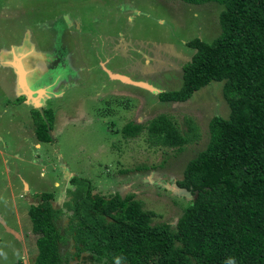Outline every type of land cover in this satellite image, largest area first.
<instances>
[{"label": "rangeland", "instance_id": "obj_1", "mask_svg": "<svg viewBox=\"0 0 264 264\" xmlns=\"http://www.w3.org/2000/svg\"><path fill=\"white\" fill-rule=\"evenodd\" d=\"M222 9L214 1L0 0V50L11 42L20 51L29 44L39 52V68H49L51 50L57 59H66L59 66L66 75L61 72L56 82L57 71L51 72L41 84L50 95L44 93L40 100H46L53 126L52 140L39 141V147L34 146L38 139L32 123L28 127L32 105L13 101L0 85V214L17 237L0 224V264H19L23 258L31 264L37 235L31 230L29 205L39 201V193L51 192L53 206L65 208L72 198L69 189L76 188L73 177L79 193L88 182L92 194H133L143 209L155 212L152 224L175 226L194 198L172 187L182 179L187 162L205 149L209 120L228 117L229 107L222 81L210 82L182 102H162L157 94L180 87L182 66L194 52L185 43L216 38ZM31 55L25 57L28 63ZM107 70L128 81L111 79ZM160 113L184 134L190 120L198 137L178 149L150 144L145 128L134 137L122 134L125 124L145 127ZM72 213L56 222L63 234ZM67 236L59 246L67 260L63 264H101L87 252L75 256Z\"/></svg>", "mask_w": 264, "mask_h": 264}, {"label": "trees", "instance_id": "obj_2", "mask_svg": "<svg viewBox=\"0 0 264 264\" xmlns=\"http://www.w3.org/2000/svg\"><path fill=\"white\" fill-rule=\"evenodd\" d=\"M181 1L223 5L219 35L210 42L188 40L185 45L194 52L182 66L180 87L157 94L162 102H182L210 82L222 81L229 115L209 120L205 149L187 162L176 182L196 198L174 227L152 224L155 212L143 209L133 194H92L88 182L79 193L73 177L76 188L69 189L72 198L64 203L73 213L64 234L56 223L62 209L53 206L51 192L39 193V201L29 205L37 235L31 264L67 262L59 246L68 234L75 256L87 252L101 264H264V0ZM39 113L31 110L36 137L50 142L53 114L44 109L43 119ZM143 128L153 145L181 149L198 137L190 120L184 134L164 113L145 127L129 122L121 132L134 137Z\"/></svg>", "mask_w": 264, "mask_h": 264}, {"label": "crops", "instance_id": "obj_3", "mask_svg": "<svg viewBox=\"0 0 264 264\" xmlns=\"http://www.w3.org/2000/svg\"><path fill=\"white\" fill-rule=\"evenodd\" d=\"M66 24V23H65ZM71 25V24H70ZM69 26V24H66V29ZM72 26V25H71ZM24 43V42H23ZM25 45V49H23L22 51H20L19 48V44L18 43H14L11 42L8 45V49L7 47L4 48V50H0V85L5 89V91L12 96V99H14L13 101H16L20 96H23L24 99L19 102V103H23L26 106H31L32 105V109H37L40 110L42 112V110L45 109L46 105L44 106V104H46V100L44 99V102L41 100L43 98H41V100L39 99V106L34 104V102H31V100H29L27 97H25L24 93L26 91L23 90L27 88L32 89V90H42L41 88L47 90L46 86H41V84L43 83V80L46 79L47 76H45V72L47 70V68L44 67H40L37 66V64L35 62H37V53H34V47H32V49L29 47V44H24ZM28 54H32L30 56V62L28 63V61L25 60V57ZM35 54V55H34ZM48 54V53H47ZM50 54V52H49ZM67 54V53H66ZM14 59H15V64L17 66L21 65V69L23 70V81H22V85L20 83V73L19 70L17 69V67L14 64ZM31 59L33 61H31ZM40 60V59H39ZM39 73H36V72ZM108 71V70H107ZM109 76L111 79H113V73L110 74V72L108 71ZM34 95V94H33ZM35 96V95H34ZM37 96V95H36ZM46 98H49L50 96L45 95ZM31 109V110H32ZM31 117V113H30V122H29V126H31L32 123V135L33 137L35 136V125L33 123V120ZM37 138V137H36ZM34 146L35 147H39L40 143L39 140H36L34 142ZM14 155H18L17 152H13ZM0 221L5 222L4 221V215L0 214Z\"/></svg>", "mask_w": 264, "mask_h": 264}, {"label": "flooded vegetation", "instance_id": "obj_4", "mask_svg": "<svg viewBox=\"0 0 264 264\" xmlns=\"http://www.w3.org/2000/svg\"><path fill=\"white\" fill-rule=\"evenodd\" d=\"M53 52V53H52ZM54 52H56L55 50H51L50 51V54L48 53L46 56H48L47 58H46V60H49V61H51V63H50V66H49V68H47V70H46V72H45V76H48V75H51L50 73L52 72V74L53 73H55L56 71H57V73H56V75L54 76L55 78H56V82L62 77V75L64 74V76L66 75L65 74V72H64V70L62 71L60 68H59V66L61 65V63L63 64H65V56H62V57H59V59H57L58 57H56L55 55H54ZM52 53V54H51ZM58 53V52H57ZM45 56V57H46ZM56 57V58H55ZM60 58H62V59H60ZM61 62V63H60ZM52 65V66H51ZM66 65V64H65ZM63 73L62 75H60V73ZM36 73H38V71L36 72ZM56 208V207H55ZM62 209V214L63 213H65V212H68L69 210H67L66 208H61ZM65 211V212H64ZM61 214V215H62ZM60 215V216H61ZM60 218V217H59ZM59 220V219H58ZM0 224H2L3 226H4V230L6 231V232H9V233H11L12 235H13V237L14 238H16L17 239V237H15V234H13L12 233V231H11V227H10V225H9V228H8V225H7V222L5 221V222H2V221H0ZM81 255V254H80ZM27 262V261H26ZM26 262H25V260H24V258H23V260L22 261H18V263L19 264H26Z\"/></svg>", "mask_w": 264, "mask_h": 264}, {"label": "bare ground", "instance_id": "obj_5", "mask_svg": "<svg viewBox=\"0 0 264 264\" xmlns=\"http://www.w3.org/2000/svg\"><path fill=\"white\" fill-rule=\"evenodd\" d=\"M14 64H15V59H14ZM15 66L17 67V69L19 70V73H20V83H21V85H22V81H23V70L21 69V65H19V66H17L16 64H15ZM42 89V91L41 90H35L34 92H36L37 91V96L35 95H33V92H30L29 91V88H27V90L26 89H24L23 88V90L24 91H26L27 93H29L30 94V96H29V100H31V102H34V104L35 103H38V100L39 99H41L42 98V96L44 95V93H45V95H47V96H50L48 93H47V90H45V89H43V88H41ZM32 90V89H31Z\"/></svg>", "mask_w": 264, "mask_h": 264}, {"label": "water", "instance_id": "obj_6", "mask_svg": "<svg viewBox=\"0 0 264 264\" xmlns=\"http://www.w3.org/2000/svg\"><path fill=\"white\" fill-rule=\"evenodd\" d=\"M112 76H115L116 78H119V79L124 80V81H128V78H126L125 76H120V75H117V74H114V75H112ZM141 85L150 88V87L147 86L146 84H141ZM29 91H30V92H33V94H35V95H38V94H37V91L34 92V90H31V89H29ZM24 95H25V97H27V98H29V96H30V94L27 93V92H25ZM35 104L38 105V104H39V100H38V103H35ZM172 188H174L175 190H178L179 192H183V193L186 194V195H192L187 189L182 188V187H179L177 184H175ZM192 197L195 199V198H196V195H195V196L192 195Z\"/></svg>", "mask_w": 264, "mask_h": 264}]
</instances>
